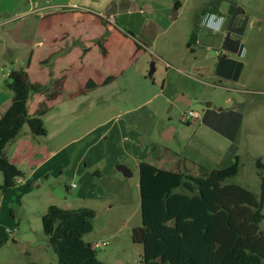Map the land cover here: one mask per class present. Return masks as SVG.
Masks as SVG:
<instances>
[{
    "label": "crops",
    "instance_id": "0c3cea01",
    "mask_svg": "<svg viewBox=\"0 0 264 264\" xmlns=\"http://www.w3.org/2000/svg\"><path fill=\"white\" fill-rule=\"evenodd\" d=\"M185 4L187 0H0V46L3 57L12 64L4 78L0 77V116L11 101L5 78L12 69L24 68L32 83L46 87L43 92L31 93L27 101L30 115L45 109L42 118L46 135L32 136L24 125L5 146L9 161L23 172L15 188L49 185V193L58 195L60 201L87 205L100 199L96 178L110 175L121 181L129 177L115 168L117 164L125 165L131 175L132 167L138 169L141 161L170 171L180 169L176 161L168 168L161 156L150 155L148 144L140 139H146V134L127 118L131 108L97 119L122 101L135 103L141 99L142 104L161 95V91L150 93L154 83L150 85L152 75L145 74L144 65L149 54L168 59L167 47L175 42L178 48L188 50L201 43L203 29L228 37L231 28L225 25V14L234 15L232 0H198L193 8L198 20L182 17L177 23ZM194 26L199 28L196 40L187 46ZM179 55L183 57V51ZM218 63L221 66L214 73L228 76L231 59L223 54ZM195 69L201 70L199 66ZM164 97L167 101L173 98ZM172 100L185 105L192 102L182 91ZM214 110L208 107L205 114ZM90 113L95 119L88 123L90 118L85 115ZM83 118L86 121L79 123L74 133L75 121ZM162 133L170 136L166 130ZM209 171L200 177L208 176ZM50 204L72 208L52 197L46 207ZM127 219L115 220L111 235L119 233ZM135 226L117 241H130L142 252L141 245L131 239ZM117 261L124 262L123 258Z\"/></svg>",
    "mask_w": 264,
    "mask_h": 264
},
{
    "label": "rangeland",
    "instance_id": "374dc122",
    "mask_svg": "<svg viewBox=\"0 0 264 264\" xmlns=\"http://www.w3.org/2000/svg\"><path fill=\"white\" fill-rule=\"evenodd\" d=\"M197 1L187 0L177 23L182 17L186 21L198 20V15L193 13ZM232 2L236 10L232 16L225 14V25L231 28L226 39L220 33L203 29L200 44L188 50L178 48L177 42L167 47L170 59H159L149 54L144 65L148 76L150 65L154 63L152 76H148L150 85L154 83L150 93L161 91V95L142 104L141 99L135 103L122 101L97 120L131 108L127 118H131L146 134V139H140L148 144L150 155L161 156L168 168L176 161L180 169L198 176H205L207 170L230 165L236 153L239 156L238 173L226 182L245 186L258 196L256 160L259 158L264 162V0ZM203 44H208V49H204ZM182 51L184 56L180 57ZM223 54L232 61L228 76L214 73L221 66L218 59ZM163 60L171 64L167 65ZM196 66L201 70H196ZM11 67L0 46V77L4 78ZM179 91L189 94L192 100L189 105L172 100ZM164 95L173 98L167 101ZM208 107L216 110L205 114ZM189 109L198 111L200 117L184 122L181 113ZM85 116L90 118L88 123L95 119L92 113ZM84 121L85 118L75 121L74 133L79 123ZM164 130L170 132V136L164 137ZM98 147L94 148L95 152ZM77 151L78 148L74 153ZM81 168L86 170V167ZM131 171L132 175L121 181L110 175L96 178L100 199L85 203L87 205L71 200V203L60 201L58 195L49 193L52 189L49 185L39 189L14 187L7 193L0 188V264L57 263L56 253L48 245L41 223V215L46 211L50 197L60 204H70L72 208H95L93 228L83 238L107 242L96 250L98 259L106 264H141V250L137 246L130 245V241H117L122 234L129 233L131 226L141 224L139 174L136 167ZM2 183L3 175L0 173V186ZM127 217V225L119 233L111 235L115 220ZM259 226L264 234V221ZM120 258H123V263H118Z\"/></svg>",
    "mask_w": 264,
    "mask_h": 264
},
{
    "label": "trees",
    "instance_id": "16d2710c",
    "mask_svg": "<svg viewBox=\"0 0 264 264\" xmlns=\"http://www.w3.org/2000/svg\"><path fill=\"white\" fill-rule=\"evenodd\" d=\"M196 31L194 26L187 46L196 40ZM5 87L12 97L0 116V188L4 192L23 176L7 158L5 146L24 125L32 136L47 133L42 118L45 109L34 115L27 110L29 95L46 87L32 83L24 68L12 69ZM256 166L258 196L245 186L226 182L238 173L236 153L230 165L211 169L206 177L141 161V224L131 229L132 242L142 247L140 263L264 264V234L259 226L264 221V162L258 158ZM95 214L90 207L47 206L41 223L48 245L56 253V264H106L83 238L92 230Z\"/></svg>",
    "mask_w": 264,
    "mask_h": 264
},
{
    "label": "built area",
    "instance_id": "2783aa9c",
    "mask_svg": "<svg viewBox=\"0 0 264 264\" xmlns=\"http://www.w3.org/2000/svg\"><path fill=\"white\" fill-rule=\"evenodd\" d=\"M200 117V113L198 111L189 109L187 111H184L181 113V120L184 122H189L191 119H197ZM72 186H75L74 183L71 184ZM9 233L11 232L10 229L7 230ZM13 231V230H12ZM15 232V230H14ZM107 245V242L105 240H92L90 241V246L92 249L97 250L98 248H101L102 246Z\"/></svg>",
    "mask_w": 264,
    "mask_h": 264
},
{
    "label": "water",
    "instance_id": "95a60500",
    "mask_svg": "<svg viewBox=\"0 0 264 264\" xmlns=\"http://www.w3.org/2000/svg\"><path fill=\"white\" fill-rule=\"evenodd\" d=\"M153 71H154V63L152 62L150 65V69L148 71V75H152ZM115 168L117 170H119L124 176H130L131 175V172L129 171V169L123 164H117V165H115Z\"/></svg>",
    "mask_w": 264,
    "mask_h": 264
}]
</instances>
